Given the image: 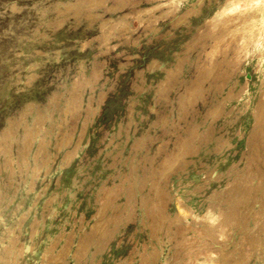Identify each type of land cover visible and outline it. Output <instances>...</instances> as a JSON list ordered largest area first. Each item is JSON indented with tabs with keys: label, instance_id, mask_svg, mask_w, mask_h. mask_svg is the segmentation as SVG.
Returning a JSON list of instances; mask_svg holds the SVG:
<instances>
[{
	"label": "rangeland",
	"instance_id": "1",
	"mask_svg": "<svg viewBox=\"0 0 264 264\" xmlns=\"http://www.w3.org/2000/svg\"><path fill=\"white\" fill-rule=\"evenodd\" d=\"M167 263L264 264V0H0V264Z\"/></svg>",
	"mask_w": 264,
	"mask_h": 264
},
{
	"label": "bare ground",
	"instance_id": "2",
	"mask_svg": "<svg viewBox=\"0 0 264 264\" xmlns=\"http://www.w3.org/2000/svg\"><path fill=\"white\" fill-rule=\"evenodd\" d=\"M255 1V0H254ZM209 210V209H208ZM205 216V215H204ZM218 216H216V218H217ZM207 218V217H206ZM216 222V221H215ZM214 222V223H215ZM206 261V260H205ZM208 262V261H207ZM211 262H212V260H211ZM171 263V262H170ZM206 263V262H205ZM167 264H169V263H167ZM173 264V263H172ZM203 264V263H202ZM213 264V263H212Z\"/></svg>",
	"mask_w": 264,
	"mask_h": 264
}]
</instances>
